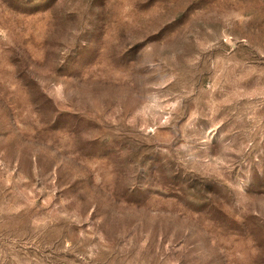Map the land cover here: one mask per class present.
<instances>
[{"label":"rangeland","instance_id":"rangeland-1","mask_svg":"<svg viewBox=\"0 0 264 264\" xmlns=\"http://www.w3.org/2000/svg\"><path fill=\"white\" fill-rule=\"evenodd\" d=\"M0 264H264V0H0Z\"/></svg>","mask_w":264,"mask_h":264}]
</instances>
